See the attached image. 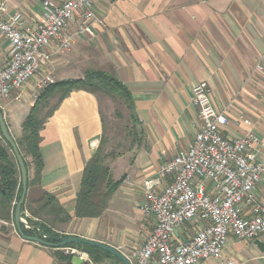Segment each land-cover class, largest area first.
I'll return each mask as SVG.
<instances>
[{
    "label": "crops",
    "instance_id": "1",
    "mask_svg": "<svg viewBox=\"0 0 264 264\" xmlns=\"http://www.w3.org/2000/svg\"><path fill=\"white\" fill-rule=\"evenodd\" d=\"M43 1L10 0L9 10L30 23L43 17ZM96 10L104 20L95 27L96 38H85L54 56L29 87L0 98V109L15 138L22 135V124L36 103L31 100L35 83L47 73L60 82L103 71L128 87L141 142L133 162L115 179L126 174L104 214L78 218L75 211L85 167L105 128L98 97L85 91L58 101L47 117L40 134L43 169L37 177L31 165L24 206L37 228L29 231L35 236L47 228L115 247L128 256L153 230L152 221L149 230L136 208L144 180L155 178L166 161L188 149L199 130L192 103L195 85L207 82L215 107L228 108L223 134L237 139L255 131L264 155V0H97ZM7 60L8 43L0 36V66ZM256 193L264 201V177ZM259 240L264 242V237ZM66 256L64 249L28 241L11 222L0 220V264H72ZM230 261L264 264V254L255 241L233 240L222 262Z\"/></svg>",
    "mask_w": 264,
    "mask_h": 264
},
{
    "label": "built area",
    "instance_id": "2",
    "mask_svg": "<svg viewBox=\"0 0 264 264\" xmlns=\"http://www.w3.org/2000/svg\"><path fill=\"white\" fill-rule=\"evenodd\" d=\"M9 1L0 0V36L8 43V60L0 66L1 99L29 87L57 54L95 39L96 25L104 23L97 0H44L43 17L30 23L10 13ZM55 82L45 74L35 83V94ZM192 103L200 121L192 145L143 182L136 208L152 221L153 230L140 249L126 256L131 264H224L231 241L249 244L264 237V201L256 193L264 177L261 138L253 130L237 139L223 134L228 108L215 107L207 82L192 88ZM30 218L22 212L25 231L37 230ZM62 249L93 264L82 249Z\"/></svg>",
    "mask_w": 264,
    "mask_h": 264
},
{
    "label": "trees",
    "instance_id": "3",
    "mask_svg": "<svg viewBox=\"0 0 264 264\" xmlns=\"http://www.w3.org/2000/svg\"><path fill=\"white\" fill-rule=\"evenodd\" d=\"M73 91H85L96 95L97 97L99 95H103L115 99H122L128 104L132 120L136 123L139 122L136 116L134 99L128 87L109 73L103 71H88L83 79L55 82L45 89L36 100L34 107H32L29 115L22 124L21 138H14L18 150L25 161L28 173L32 164L35 166V174L37 177L40 176L43 169V159L40 152V134L47 117L51 115L54 108L49 115L42 120L38 117V110L41 104L45 103L57 93L61 94L59 99V103H61ZM102 140L103 139H101L100 146L96 153L87 163L83 173L81 189L77 195L75 207L76 216L78 218L101 217L108 209V203L113 194L126 180V176H123L119 181H114L111 177L107 176L108 170H104L102 160L99 157ZM28 157L31 158V164ZM105 176L107 177L106 195L99 198V188L105 180ZM30 185L31 182L29 180V186ZM22 191L21 172L17 159L12 151V148L5 141L2 133L0 132V204L4 207L3 214H0V220L7 222L12 221L16 208V204H13L15 201L18 202L22 195ZM23 211L24 207L22 209V212ZM22 230L27 237L35 236L32 232L25 231L23 228ZM42 232L47 235L46 241L52 244H55V242L51 240L50 237H66V235L56 233L55 231L47 228H42ZM36 236L38 237L41 235ZM67 247L79 248L87 252L95 264L101 263L107 257H113L120 264H122L115 256L95 247L88 245H68ZM65 259L70 262L72 261V257L69 255L66 256Z\"/></svg>",
    "mask_w": 264,
    "mask_h": 264
},
{
    "label": "rangeland",
    "instance_id": "4",
    "mask_svg": "<svg viewBox=\"0 0 264 264\" xmlns=\"http://www.w3.org/2000/svg\"><path fill=\"white\" fill-rule=\"evenodd\" d=\"M55 79V78H54ZM56 81V80H55ZM36 95V97H35ZM31 100L36 101L38 95L35 92L31 95ZM61 94L57 93L53 95L45 103H42L38 110V117L42 120L52 111L56 106ZM99 102L101 104V111L103 115V120L105 123V128L102 136V145L100 148L99 157L102 160V166L104 170H108L107 176L111 177L114 181H119L123 175H121L117 180L119 173L125 168L127 162L132 163L136 155V151L139 150L141 142V129L139 123L132 120L129 111L128 104L122 99H115L112 97H107L103 95L98 96ZM0 105L3 102L0 101ZM16 139H20L21 136H16ZM31 164V159L28 157ZM114 169V176L112 174ZM126 175V174H125ZM124 175V176H125ZM128 176V175H127ZM106 179L102 182L99 188V198L106 195ZM118 190L113 194L112 198L108 203V208L110 203ZM140 196H142V193ZM17 202L13 205H15ZM4 207L0 204V214H3ZM114 214V212H112ZM138 220V216H136ZM143 219H146L143 221ZM142 223L146 224L149 230L151 229V221L147 218L141 217ZM13 222V218L11 223ZM113 258V257H112ZM106 259V258H105ZM105 259L101 262L104 263ZM99 263V264H101ZM109 264H120L115 258L110 260Z\"/></svg>",
    "mask_w": 264,
    "mask_h": 264
},
{
    "label": "water",
    "instance_id": "5",
    "mask_svg": "<svg viewBox=\"0 0 264 264\" xmlns=\"http://www.w3.org/2000/svg\"><path fill=\"white\" fill-rule=\"evenodd\" d=\"M0 132L2 133V136L5 139V141L12 148V151L15 154V157L17 159V162H18V165L20 168V172H21L23 191H22V195H21L20 199L16 203V208H15L14 217H13V222L15 224V227H16L18 233L24 239H26L28 241L36 242V243H39V244L44 245V246L54 247V248H58V249L66 248L68 245H76V246L88 245L91 247L98 248L99 250H102L104 252L110 253L111 255L118 258V260L122 264H131L129 259L123 253H121L118 249H116L115 247L97 242V241L88 240V239L77 237V236H66L64 238L50 237V239L55 242V244H52V243H48L46 241L47 237H43V236L27 237L24 234V232L22 230L21 219H22V209L26 203V199H27V195H28L29 173H28L25 161H24L23 157L21 156V154L18 150L15 139L9 130V127H8V124H7V121L5 118V114L1 110H0ZM255 245L264 254V242L261 240H256ZM72 264H84V261L81 258L74 256V257H72Z\"/></svg>",
    "mask_w": 264,
    "mask_h": 264
}]
</instances>
